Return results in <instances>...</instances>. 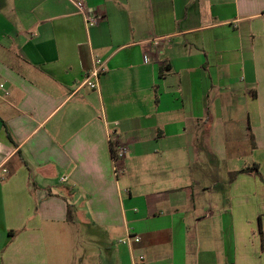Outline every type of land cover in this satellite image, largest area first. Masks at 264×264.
Wrapping results in <instances>:
<instances>
[{
    "label": "crops",
    "instance_id": "0c3cea01",
    "mask_svg": "<svg viewBox=\"0 0 264 264\" xmlns=\"http://www.w3.org/2000/svg\"><path fill=\"white\" fill-rule=\"evenodd\" d=\"M0 84V264H264V0H0Z\"/></svg>",
    "mask_w": 264,
    "mask_h": 264
},
{
    "label": "built area",
    "instance_id": "2783aa9c",
    "mask_svg": "<svg viewBox=\"0 0 264 264\" xmlns=\"http://www.w3.org/2000/svg\"><path fill=\"white\" fill-rule=\"evenodd\" d=\"M79 11L84 15L85 23L89 26L96 25L98 22V16H96L94 13L90 12L86 5L83 2H77L76 3ZM153 44L155 46H159V39L155 38L153 39ZM105 71V62L101 59H95L92 66L84 73L83 79H82V85H87L90 89H95L98 87V76L100 73ZM0 90L2 91V94H0V97L7 96L9 94L8 90L4 88L3 84H0ZM127 153V147L124 143L117 141L113 147H112V161L114 163V173L120 174L123 172V170L120 167L115 166V162L124 158V156ZM0 172L6 173L7 170L0 166ZM64 180V179H62ZM140 238L136 235H130L128 234L126 237L120 239V243L122 244H129L138 242ZM143 259V257H140Z\"/></svg>",
    "mask_w": 264,
    "mask_h": 264
},
{
    "label": "rangeland",
    "instance_id": "374dc122",
    "mask_svg": "<svg viewBox=\"0 0 264 264\" xmlns=\"http://www.w3.org/2000/svg\"><path fill=\"white\" fill-rule=\"evenodd\" d=\"M219 164L223 165L221 163H219ZM77 228H79V227L77 226ZM81 228H84V226L81 225ZM81 228H79V229H81ZM88 232H89L88 235L87 234L86 235H80L79 233L76 234L75 232L73 234H71V232H70L69 236L66 239H64V237H62V236L59 237V239H58V242H59L58 250L50 249L49 250L50 255L56 256L55 259H57L61 262H64V259L78 260L80 257L83 256V253H84L83 247L87 248L86 247L87 245L84 246L83 243H87L90 240L92 241L95 238V235L93 236V234H92V230L88 229ZM83 236H85V237L83 238ZM101 240H103V235H101ZM66 241L70 244L68 245L67 249L66 248L64 249L63 244ZM96 241H98V240L96 239ZM52 246H53V243L50 244V247H52Z\"/></svg>",
    "mask_w": 264,
    "mask_h": 264
},
{
    "label": "trees",
    "instance_id": "16d2710c",
    "mask_svg": "<svg viewBox=\"0 0 264 264\" xmlns=\"http://www.w3.org/2000/svg\"><path fill=\"white\" fill-rule=\"evenodd\" d=\"M246 171H249V170L247 168H244V169H240L238 172H246ZM69 214H70V210L68 209V216H69ZM261 234H263V233L261 232Z\"/></svg>",
    "mask_w": 264,
    "mask_h": 264
}]
</instances>
